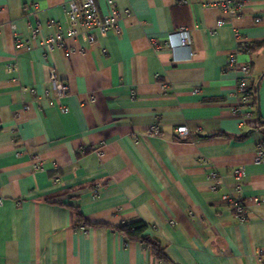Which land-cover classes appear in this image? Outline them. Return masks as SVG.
I'll return each mask as SVG.
<instances>
[{
	"label": "crops",
	"instance_id": "obj_1",
	"mask_svg": "<svg viewBox=\"0 0 264 264\" xmlns=\"http://www.w3.org/2000/svg\"><path fill=\"white\" fill-rule=\"evenodd\" d=\"M70 1L0 0V264H262L264 0L234 20L219 0H96L120 19L95 43L67 37ZM180 26L191 46L153 47ZM58 33L65 45L45 47ZM232 54L256 89L247 124ZM235 184L244 222L221 199ZM138 220L171 261L117 230Z\"/></svg>",
	"mask_w": 264,
	"mask_h": 264
},
{
	"label": "built area",
	"instance_id": "obj_2",
	"mask_svg": "<svg viewBox=\"0 0 264 264\" xmlns=\"http://www.w3.org/2000/svg\"><path fill=\"white\" fill-rule=\"evenodd\" d=\"M207 4H211L210 1H206ZM217 5L228 14L229 20L238 18L241 12L245 8L244 0H219ZM68 23L67 37L76 38L80 35H85L90 43L97 41L98 34L108 32L109 30L119 29L120 13L118 10H111L107 14H102L98 10L96 0H71L69 2V9L67 11ZM226 22L225 20H219L218 25ZM12 28L15 24H11ZM38 33V29L32 30V38L34 39ZM63 34H56L44 39L43 44L47 48H52L54 45H65L66 38ZM177 37V40L175 39ZM178 44L191 46L190 30L187 26H180L176 33L170 34L166 40L158 41L152 40V45L156 50L163 47H176ZM190 55H194L191 50ZM227 66L239 71L240 75L237 79L235 89L236 103L233 106V114L238 117L242 124H247L252 118L253 101L250 92V65L240 64L237 54H232L228 58ZM51 79L53 82L58 81L56 77L55 69H51ZM68 90V85L59 83L57 85V91L60 94L65 93ZM179 136H186L190 133L187 125L183 124L176 129ZM150 132L159 134L160 128L157 124H154L150 128ZM264 158V149L262 145H259L257 155L255 157L256 162H261ZM37 166V165H36ZM234 175L237 178H243L246 175L245 169L239 167L234 171ZM212 182L209 185L211 190H217V180L221 179L219 172L214 169L210 172ZM222 203L231 208L240 221L244 222L248 218V212L251 205L248 203V198L242 195V186L235 184L232 188H229L226 193L222 195ZM254 204H264V195L255 196ZM84 229V226H82ZM262 264H264V248L259 253Z\"/></svg>",
	"mask_w": 264,
	"mask_h": 264
},
{
	"label": "trees",
	"instance_id": "obj_3",
	"mask_svg": "<svg viewBox=\"0 0 264 264\" xmlns=\"http://www.w3.org/2000/svg\"><path fill=\"white\" fill-rule=\"evenodd\" d=\"M255 91L256 89L250 86L253 104L255 103ZM73 210L76 216V225L88 223L79 209L74 208ZM117 230L120 233L124 234L128 239L138 240L144 245L150 246L153 249L154 254L159 259L171 261L168 255L166 254L165 247L161 243V241L148 234V225L144 221L138 220L133 222H126L123 225L119 226Z\"/></svg>",
	"mask_w": 264,
	"mask_h": 264
}]
</instances>
